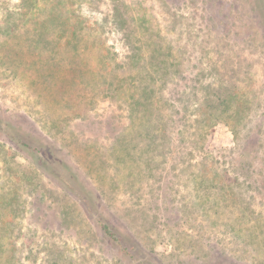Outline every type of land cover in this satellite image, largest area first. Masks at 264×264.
<instances>
[{
  "label": "rangeland",
  "instance_id": "1",
  "mask_svg": "<svg viewBox=\"0 0 264 264\" xmlns=\"http://www.w3.org/2000/svg\"><path fill=\"white\" fill-rule=\"evenodd\" d=\"M0 264H264V0H0Z\"/></svg>",
  "mask_w": 264,
  "mask_h": 264
},
{
  "label": "trees",
  "instance_id": "2",
  "mask_svg": "<svg viewBox=\"0 0 264 264\" xmlns=\"http://www.w3.org/2000/svg\"><path fill=\"white\" fill-rule=\"evenodd\" d=\"M70 20H69V17H63V24L62 26L64 27L65 26V30L67 29V27L69 26V23ZM39 27H40V32L42 33V31H46V30H49L47 25H46V22H40L39 23ZM64 33L60 35V37H64ZM70 44V43H69ZM73 55H76V52L74 50L73 52ZM29 64H27L28 66V70H32L33 72H35L37 75L38 73L41 75V70H39V68L35 69L34 66L32 65L33 63L32 62H28ZM80 198V197H79ZM100 227H101V230H102V233H104L105 235H111L110 234V231H109V228L108 226H106L105 224H102V223H99Z\"/></svg>",
  "mask_w": 264,
  "mask_h": 264
}]
</instances>
